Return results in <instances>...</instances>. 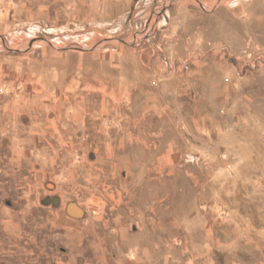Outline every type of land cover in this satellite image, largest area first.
Segmentation results:
<instances>
[{
	"label": "rangeland",
	"instance_id": "obj_1",
	"mask_svg": "<svg viewBox=\"0 0 264 264\" xmlns=\"http://www.w3.org/2000/svg\"><path fill=\"white\" fill-rule=\"evenodd\" d=\"M249 43L264 0H16L0 264H264V130L211 126L233 101L264 113Z\"/></svg>",
	"mask_w": 264,
	"mask_h": 264
},
{
	"label": "crops",
	"instance_id": "obj_2",
	"mask_svg": "<svg viewBox=\"0 0 264 264\" xmlns=\"http://www.w3.org/2000/svg\"><path fill=\"white\" fill-rule=\"evenodd\" d=\"M53 1V0H50ZM56 1V0H55ZM16 0H0V20L1 22L4 19L10 18L12 15V10L15 8ZM236 83V84H235ZM241 81L233 80L232 81V90L235 96L246 99L247 92L244 88H240ZM245 105V104H244ZM255 110H247L246 107H242V109L237 106L230 107L226 110L225 114H217L216 112H212L211 116H215V120L211 121V126L215 129L222 128V118L226 117V127L232 131L242 130V131H251V130H264V113L254 112ZM200 120L197 123L203 124L207 122V118L202 117V113L200 114ZM208 115V114H207ZM206 117V115H205ZM208 117V116H207ZM222 124V125H221ZM260 145L264 147V144L260 142ZM11 147L10 142H4V140L0 139V158L5 156H9Z\"/></svg>",
	"mask_w": 264,
	"mask_h": 264
},
{
	"label": "built area",
	"instance_id": "obj_3",
	"mask_svg": "<svg viewBox=\"0 0 264 264\" xmlns=\"http://www.w3.org/2000/svg\"><path fill=\"white\" fill-rule=\"evenodd\" d=\"M242 53L245 55L246 58H251L252 55H255V59L257 61L263 62L264 61V48L263 50L257 46H252L250 43L243 49ZM253 59V60H255ZM253 63V62H252ZM251 63V64H252Z\"/></svg>",
	"mask_w": 264,
	"mask_h": 264
},
{
	"label": "water",
	"instance_id": "obj_4",
	"mask_svg": "<svg viewBox=\"0 0 264 264\" xmlns=\"http://www.w3.org/2000/svg\"><path fill=\"white\" fill-rule=\"evenodd\" d=\"M54 201H56V199H54ZM66 213L72 217H81L83 215V210L75 203H68L66 206Z\"/></svg>",
	"mask_w": 264,
	"mask_h": 264
}]
</instances>
